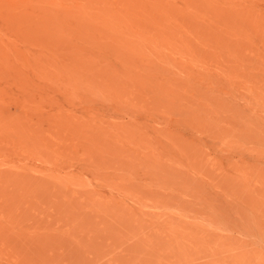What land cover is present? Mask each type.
Returning a JSON list of instances; mask_svg holds the SVG:
<instances>
[{
  "label": "rangeland",
  "instance_id": "obj_1",
  "mask_svg": "<svg viewBox=\"0 0 264 264\" xmlns=\"http://www.w3.org/2000/svg\"><path fill=\"white\" fill-rule=\"evenodd\" d=\"M0 264H264V0H0Z\"/></svg>",
  "mask_w": 264,
  "mask_h": 264
},
{
  "label": "bare ground",
  "instance_id": "obj_2",
  "mask_svg": "<svg viewBox=\"0 0 264 264\" xmlns=\"http://www.w3.org/2000/svg\"><path fill=\"white\" fill-rule=\"evenodd\" d=\"M33 1H34V0H33ZM154 1H156V0H154ZM199 1H200V0H199ZM202 1H203V0H202ZM30 2H31V0H30ZM50 2H51V1H50ZM222 2H223V1H222ZM102 3H103V2H102ZM157 4H158V3H157ZM199 7H200V6H199ZM217 7H218L219 9L221 8V7H219L218 5H216V9H217ZM206 8H207V7H206ZM212 9H214V6H213ZM216 9H214L215 12H214V10H213L214 13H216ZM219 9H218V10H219ZM199 10H200V8H199ZM218 10H217V11H218ZM223 10H224V9H223ZM241 10H242V9H241ZM202 11H203V10H202ZM225 12H226V11H225ZM194 13H195V12H194ZM209 13L213 14L212 12H209ZM219 13H220V15H221V11H220ZM223 13H224V12L222 11V14H223ZM241 13H242V12H241ZM244 13H245V12H244ZM217 14H218V13H217ZM247 14H248V13H247ZM213 15H215V14H213ZM220 15H217V16L220 17ZM223 15H224V17H225V14H223ZM233 15H234V14H233ZM241 15H242V14H241ZM210 16H211V15H210ZM210 16H209V17H210ZM237 16H238V15H237ZM250 16H251V15H250ZM228 17H231V16H228ZM243 17H244V16H243ZM220 18H221V17H220ZM222 18H223V17H222ZM247 18H248V17H247ZM224 19H225V18H224ZM224 19H223V20H224ZM228 19H229V18H228ZM233 19L235 20V18H233ZM233 19H231V20H233ZM229 21H230V20H229ZM229 21H228V22H229ZM244 21H245V20H244ZM219 26H220V25H219ZM217 29H218V28H217ZM218 30H219V29H218Z\"/></svg>",
  "mask_w": 264,
  "mask_h": 264
}]
</instances>
